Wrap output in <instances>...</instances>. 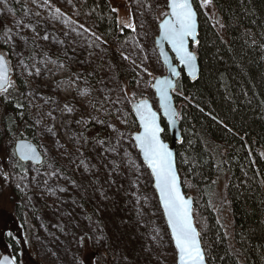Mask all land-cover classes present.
Instances as JSON below:
<instances>
[{"label": "rangeland", "instance_id": "1", "mask_svg": "<svg viewBox=\"0 0 264 264\" xmlns=\"http://www.w3.org/2000/svg\"><path fill=\"white\" fill-rule=\"evenodd\" d=\"M53 1L69 8L70 0ZM110 1L119 25L135 27L125 42L115 39L128 70L137 74L129 96L87 24L54 13L44 25L31 9L17 13L0 0L3 33L10 29L11 37L1 34L0 54L10 60L12 84L16 77L31 80L27 100L45 156L41 166L29 162L28 172L16 175L15 142L0 153V257L12 253L18 264H177L150 170L132 133L120 129L133 99L148 97L158 109L152 84L165 68L155 37L167 0ZM203 8L212 14L211 5ZM88 121L103 127L107 138L92 142ZM16 197L35 232L12 233L14 247L4 223L16 221ZM43 203L50 211L41 215L35 210Z\"/></svg>", "mask_w": 264, "mask_h": 264}, {"label": "trees", "instance_id": "2", "mask_svg": "<svg viewBox=\"0 0 264 264\" xmlns=\"http://www.w3.org/2000/svg\"><path fill=\"white\" fill-rule=\"evenodd\" d=\"M193 2L200 15L195 50L201 73L197 81L183 74L174 92L183 130V143L176 150L177 166L185 192L195 200V223L208 264H264V0H211L212 14L204 11L203 0ZM7 3L17 13L18 8L31 9L44 25L54 13L76 25L87 24L104 43L105 58L129 96L137 74L128 70L115 39L125 42L133 30L119 25L110 0H70L69 8L53 0H43L42 5L31 0ZM160 12L158 23L167 6ZM3 28L0 18V38ZM30 85V79L16 77L0 94V153L9 141L21 138L39 145L36 112L27 100ZM120 127L128 133L139 129L133 113ZM86 131L92 142L108 135L93 121L87 122ZM26 167L17 159L13 172L25 174ZM15 200L16 221L4 223L11 232L6 238L14 247L18 242L12 233L32 236L35 232L32 219L19 211V198ZM44 205L35 211L49 213Z\"/></svg>", "mask_w": 264, "mask_h": 264}, {"label": "snow or ice", "instance_id": "3", "mask_svg": "<svg viewBox=\"0 0 264 264\" xmlns=\"http://www.w3.org/2000/svg\"><path fill=\"white\" fill-rule=\"evenodd\" d=\"M210 3L211 0H203L205 5ZM167 7L171 9L173 19L165 20L160 25L163 38L171 44L181 63L194 72L196 57L188 50L187 38L195 39L196 12L193 10L190 0H167ZM57 11L59 10L57 9ZM113 11L117 10L113 9ZM124 27L135 30L132 23H127ZM9 32L10 29L4 31L3 38L5 40L11 38ZM44 39H47V36ZM8 66L9 62L6 56L0 54V92H6L12 86L8 77ZM37 74H39V69H37ZM169 87H171L170 81H157V91L160 93L162 102L168 100L167 89ZM162 106L164 105L162 104ZM17 107H21V105H17ZM134 107L144 129L143 133L136 135L135 139L155 177L156 188L160 192V199L163 202L172 238L175 241L178 264H205V255L199 240L200 233L192 224L191 201L185 199L180 193L172 152L160 140L161 128L157 124V115L152 111L147 101H142ZM165 111L168 112L166 106ZM17 153L22 160H39L35 148L31 145H18L13 154Z\"/></svg>", "mask_w": 264, "mask_h": 264}, {"label": "water", "instance_id": "4", "mask_svg": "<svg viewBox=\"0 0 264 264\" xmlns=\"http://www.w3.org/2000/svg\"><path fill=\"white\" fill-rule=\"evenodd\" d=\"M190 2L192 3V7L193 10L196 12V36L195 39H193L192 37H188L187 38V47L188 50L190 52H192L196 59H195V71H191L189 69L188 66H186L185 64L181 63L179 57L177 56L176 52L172 49L171 44L163 38L161 29H160V25L165 21V20H169V19H173L171 17V9L168 8V15L163 19V21L159 24V34L155 37L156 38V48L158 50V54L160 57V61H162L163 66L165 68V75H160L157 76L154 81H153V91L155 92V96L158 98V106L160 108V110H158L157 108L154 107V104L152 102V100L150 98H143L139 101H135L132 103L131 105V109L133 111L134 117L136 119V121L138 122L139 125V130L135 131L133 133V140L134 143L136 144L137 150L139 151V154L141 155L142 161L144 162V164H146V166L149 168L147 162L144 159V155L135 139L136 135H139L141 133H143L144 129L142 128L141 124H140V120L138 118V116L136 115L135 112V105L142 102V101H147L148 105L151 107L152 111H154L157 115V124L159 125V127L161 128V132L159 133L160 136V140L166 144L168 146V150L172 152L173 155V162H174V166L176 169V173L178 176V182H179V190L181 195L185 198L191 201V218H192V224L195 227V229L197 230V232L200 233L197 224L195 223V217H194V207H195V200L193 198V196H187L185 193V189H183V183H182V177H180V173H179V168L177 166V154H176V149L177 146L180 145V143H183V134H182V130L180 128V120L178 119V115H179V109L176 107V103H175V97L173 96V93L176 91L177 89V80L184 74L187 78H189L191 81H197L200 77V60L198 58L197 53L193 50L192 46H197L199 44V31H200V25H199V13H197L195 5L193 0H190ZM2 54V53H1ZM7 59V57H6ZM8 60V59H7ZM174 70V71H173ZM11 67L8 66V77L9 80L11 81ZM160 80H168L171 82V87H169L167 89V96H168V100L162 102L161 100V96L160 93L157 91V81ZM1 93V92H0ZM162 104L164 106H162ZM165 106L168 108V112L165 111ZM163 121L166 123L168 131L170 132V140L165 141L163 138V134H164V126H163ZM21 144H27V145H31L33 148H35L38 156H39V160H22L20 159L19 153L16 154V157L21 160L23 163H34L37 166H40L43 162H44V156L43 153L41 151V149H39V147H37L36 143L30 139H20L16 141L15 144V151L17 149L18 145ZM151 176L153 178V187L154 190H156V195H157V199L160 203V207L162 210V213L164 214V219L165 222L168 226V231H169V235L171 236V240L173 243V246L175 247V241L172 238V232H171V228L168 224V217L167 214L165 213L164 210V205L163 202L160 199V192L159 190L156 188V180L155 177L152 174V170L151 168H149ZM199 240H200V244H201V248L203 249L204 255H205V264H208L207 258H206V254H205V250H204V246H202V237L201 235H199ZM176 249V248H175ZM176 259H177V264H178V254L176 251ZM0 264H18L17 259L11 254V253H5L4 255H2L0 257Z\"/></svg>", "mask_w": 264, "mask_h": 264}]
</instances>
